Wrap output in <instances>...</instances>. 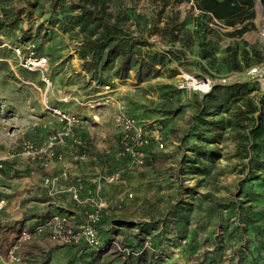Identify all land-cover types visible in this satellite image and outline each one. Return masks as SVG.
I'll list each match as a JSON object with an SVG mask.
<instances>
[{
  "label": "rangeland",
  "instance_id": "rangeland-1",
  "mask_svg": "<svg viewBox=\"0 0 264 264\" xmlns=\"http://www.w3.org/2000/svg\"><path fill=\"white\" fill-rule=\"evenodd\" d=\"M76 1L0 0L5 13L17 12L18 16V26L9 30L8 39L0 33V42L19 45L22 51L34 44L38 55L48 63L42 72L28 73L10 48L0 47V153L13 152L21 141H42L53 126H62L53 109L76 115L79 121L74 125L86 126L91 139L79 132L78 136L87 143L81 142L78 152L90 151L95 158L92 162L99 164L105 174L122 167L115 160V118L120 110L144 123L164 124L159 137L164 149L160 151L152 143L149 152L153 161L134 173L124 170L125 184L112 185L111 198L103 201L106 213H101L99 233L104 242L115 241L130 255L122 257L118 250L108 248L96 251L63 247L48 239L44 244H25L22 253L33 257L32 264H264V171L245 183L247 159L237 157L235 144L226 138L227 134L223 140L197 143L214 150L212 157L201 159L207 167L205 172L197 173L181 164L182 155L190 154L181 142L192 115V109L186 106L188 98L195 92H208L213 84L242 81L257 82L264 91V62L240 72H228L219 62L200 60L194 26L199 13L189 0H106L109 13L132 12L124 28L130 37L144 39L153 50L182 49L179 41H169L168 31L173 27V35L191 47L185 48L181 65H171L176 75L160 69L158 77L138 82L133 70L115 77V69L108 68L104 73L107 84H95L76 57L82 34L77 29L63 30L68 26L61 23L65 15L69 16L67 7ZM256 17L257 13L255 28L239 37L229 34L231 27L208 23L213 33L206 39L213 38L218 43V57L223 48L234 44L256 47L264 57V16L261 27ZM21 32L27 40L19 42ZM42 76L50 79V86ZM200 83L206 87H198ZM97 100V107L90 109L88 104ZM178 107L176 115L166 113ZM100 169L98 173L103 174ZM121 220L151 222V233L158 235L157 244L151 245L150 235L141 241L142 235H136L141 234L138 226H115ZM13 232L7 228L0 234L4 252L14 241Z\"/></svg>",
  "mask_w": 264,
  "mask_h": 264
},
{
  "label": "trees",
  "instance_id": "trees-1",
  "mask_svg": "<svg viewBox=\"0 0 264 264\" xmlns=\"http://www.w3.org/2000/svg\"><path fill=\"white\" fill-rule=\"evenodd\" d=\"M259 2L264 16V0ZM255 3L256 0H194V6L199 10L194 20L197 57L207 63L219 62L228 72H240L263 63L264 57L256 47L234 44L223 48L222 56L218 57L217 54L220 53L218 43L213 38L206 39L207 34L213 33L208 26L209 22L216 21L233 28L229 34L237 37L253 30L256 16ZM106 4V0H77L67 7L65 12H69V16L65 15L61 20L63 25L65 23L68 26L63 30L77 29L82 34L75 50L76 57L82 62L85 72L92 81L95 84H107L104 73L108 68L115 69L113 72L115 77L126 76L130 70H133L135 80L138 82L158 77L161 74L160 69L175 74L171 71V65L173 63L181 65L184 62L185 48L191 47L186 40L178 38L177 34L173 35L176 28H170L168 31L169 41L170 43L179 41L182 49L158 52L153 50L144 39L130 37L128 30L124 28L126 21L133 17L132 12L109 13ZM2 16L0 33L7 38L9 30L18 26V16L17 12L10 15L4 11ZM200 31L202 35H199ZM21 33L18 36L19 42L27 40L25 33ZM33 47L38 54V48L34 44ZM166 88L172 90L170 87ZM186 103H188L186 106L192 109V115L181 142L185 151L190 154L182 155L181 164L197 173L205 172L207 167L201 159L212 157L214 150H207L197 143L223 140V136L227 134L226 138H230L235 144L237 157L247 159L246 167L249 172L244 182L255 179L257 173L264 171V91H261L257 82L213 84L204 94L193 93ZM179 111L178 107L166 113L176 115ZM163 127L164 124L162 129ZM176 213H180V210ZM116 225L138 226L141 234L136 235H142L141 241L144 240V236L150 235L151 245L157 244L158 235L151 233V222L136 224L121 220L116 222Z\"/></svg>",
  "mask_w": 264,
  "mask_h": 264
},
{
  "label": "built area",
  "instance_id": "built-area-1",
  "mask_svg": "<svg viewBox=\"0 0 264 264\" xmlns=\"http://www.w3.org/2000/svg\"><path fill=\"white\" fill-rule=\"evenodd\" d=\"M194 8V0H189V5ZM199 13V10L196 9ZM3 10L0 5V18L3 17ZM216 22V21H215ZM0 47L10 48L15 56L19 58V64L24 69L32 73L35 71H43L47 67V60L45 57L38 55L33 45H27L25 51L19 45L9 46L6 42H0ZM41 79L46 86L51 85L50 79L42 76ZM182 87V85H181ZM105 90L108 87H103ZM103 99V98H102ZM100 100L88 104L90 109L97 107ZM59 123L62 124L60 130H53L47 140L41 144L31 143L27 140L21 141L13 152L7 153L5 156L0 157V194L2 186L1 180L3 178L2 171L4 163L7 159L22 158L29 161H39L40 165L46 167L54 158L62 160V154L58 153L57 148L66 146V140L73 135V125L77 124L79 119L76 115H70L68 112L53 109ZM115 125L117 128V141L118 147L115 151V160L121 164L122 167L118 168L112 174H103L100 179L103 183L115 185V183L125 184L124 170L128 172L137 171L143 168L148 162L153 161V156L149 152L150 145L155 142L157 149L162 151L164 149L163 142L159 139L162 124H149L139 121L136 117L128 115L123 111H119L115 118ZM77 144L80 145L79 142ZM80 159H87V154L83 151L81 154L75 156ZM62 178H67L68 174L63 172ZM57 178H46L43 183L49 185L50 189L54 186ZM82 189L81 183L78 181L75 187H71V196L73 201L82 211V219L80 221L74 220L69 215L53 213L49 217L43 218L34 226H20L18 232L13 238L12 244L6 252V259H3L0 253V264H31L33 258L21 253V249L25 244L32 242L36 238H45L49 241L56 242L63 246L74 244H84L93 250H101L108 248L118 250L122 253V257L130 255L126 254V248L119 246L118 243L104 242L99 230L101 213L105 208L103 201H96L91 197H80ZM90 195L92 190L85 189ZM100 189L97 188L99 194ZM130 197V196H129ZM6 201L0 195V212L3 210ZM3 260V262H1Z\"/></svg>",
  "mask_w": 264,
  "mask_h": 264
},
{
  "label": "crops",
  "instance_id": "crops-1",
  "mask_svg": "<svg viewBox=\"0 0 264 264\" xmlns=\"http://www.w3.org/2000/svg\"><path fill=\"white\" fill-rule=\"evenodd\" d=\"M73 126V132L75 134L73 133L72 137L66 140L67 143L65 147H58L56 150L58 153L62 154V160L54 158L46 167L40 165L39 161L32 162L22 158L7 159L5 161L2 171L3 178L1 180L2 193L0 195L5 199L6 204L0 212V234L4 229L9 228L14 231L13 236H15L20 226H34L43 218L49 217L53 213L69 215L74 220L80 221L83 218L82 211L73 201L71 191L69 190L71 187H75L78 181L82 185L80 192L81 198L88 196L96 201L102 200L104 203L111 198L110 195L112 194L109 189L114 186L101 181L100 177L105 174L103 173L104 170L100 169L99 164L92 162L95 158L91 156L90 151L87 153V159L75 157L81 154V152H78L80 145L77 144V142L80 144H82L81 142H84V144L87 143L85 138L84 140L80 139L78 133L82 131L86 136H89L90 132H88L86 126L82 124L80 125L82 129H80L81 127H79V125ZM53 127L54 128H51L52 131L62 128L60 125ZM48 136L42 141L35 143L41 144L45 142ZM90 139L91 137L89 136V140ZM6 154L3 152L0 153V157ZM20 163L22 164L20 165ZM99 169L103 174L98 173ZM63 172L68 174L67 178H62ZM46 178H57V181L51 189L49 185L43 183ZM86 188L92 190V194L89 195L85 190ZM97 188L100 189L99 194L97 193ZM102 212L106 213L105 208ZM13 227H18V229L15 230ZM33 241L37 244H44L47 239L36 238ZM56 244L60 245L58 243ZM2 246L1 244L0 253L5 260L9 246H7L5 252ZM63 247H72L75 249L78 247L89 248L84 244H74ZM1 262H3V260H1ZM45 264L50 263L48 261L45 262Z\"/></svg>",
  "mask_w": 264,
  "mask_h": 264
},
{
  "label": "bare ground",
  "instance_id": "bare-ground-1",
  "mask_svg": "<svg viewBox=\"0 0 264 264\" xmlns=\"http://www.w3.org/2000/svg\"><path fill=\"white\" fill-rule=\"evenodd\" d=\"M257 9V8H256ZM256 24L258 25V26H260L261 27V22H262V14H260V12H258L257 13V17H256ZM257 35V34H256ZM253 37V36H252ZM251 37V38H252ZM260 38L262 39L263 37L262 36H260ZM264 41V40H263ZM196 87V86H195ZM198 87H206V84H199V86Z\"/></svg>",
  "mask_w": 264,
  "mask_h": 264
},
{
  "label": "water",
  "instance_id": "water-1",
  "mask_svg": "<svg viewBox=\"0 0 264 264\" xmlns=\"http://www.w3.org/2000/svg\"><path fill=\"white\" fill-rule=\"evenodd\" d=\"M255 7L257 8L256 13L260 12V14L263 15V9L261 7L259 0H256Z\"/></svg>",
  "mask_w": 264,
  "mask_h": 264
}]
</instances>
